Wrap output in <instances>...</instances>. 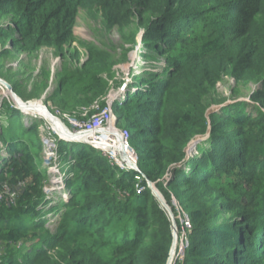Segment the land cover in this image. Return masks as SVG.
Returning <instances> with one entry per match:
<instances>
[{"label": "trees", "instance_id": "obj_1", "mask_svg": "<svg viewBox=\"0 0 264 264\" xmlns=\"http://www.w3.org/2000/svg\"><path fill=\"white\" fill-rule=\"evenodd\" d=\"M82 9L98 11L106 28H131L130 38L147 31L167 43L155 48L167 55L160 73L137 78L142 85L113 108L140 181L87 144L59 145L74 164L50 231L39 209L49 202L37 129L18 124L22 115L13 110L0 136L8 155L0 190L12 195L0 194V264H167L171 227L148 183L186 214L188 244L176 264H264V0H0V22L13 24L0 30V42L25 53L51 48L76 66L59 74L50 100L62 116L85 123L105 107L109 84L100 75L112 63L93 46L84 62L65 49ZM225 78L255 87L247 107L212 102ZM12 88L21 96L16 82ZM200 137L207 138L190 159Z\"/></svg>", "mask_w": 264, "mask_h": 264}, {"label": "rangeland", "instance_id": "obj_2", "mask_svg": "<svg viewBox=\"0 0 264 264\" xmlns=\"http://www.w3.org/2000/svg\"><path fill=\"white\" fill-rule=\"evenodd\" d=\"M12 25L11 20L1 21L0 30L10 28ZM132 32L134 31L131 28L125 30L123 33H120L118 28H106L102 23L100 14L95 9H82L78 13L71 39L65 47L69 51L68 54L77 51L81 62H84L87 55L85 48L93 46L104 52L112 63L109 75L106 73L100 75L109 84V90L104 98L105 107L101 112L96 114L97 116L101 115L104 109H106L107 103L113 102L115 98V101L117 99L120 100L118 98L120 93L124 92L126 97L135 92L137 89L134 85H142L137 78L153 73H160V68L167 59L166 54H161L155 49L161 44L167 46V43H162L160 36L152 40L150 38L152 34L144 31L130 38L131 34H133ZM16 36L17 34L12 35V40L15 41L17 39ZM75 67L69 59L64 61L51 48H40L35 52L25 53L14 47L11 40H6L4 43L0 42V136L6 134L13 110L22 115L21 118L18 117V124L30 128L34 123L33 126L37 129L36 141L41 149L40 166L47 169L48 177V183L44 190L47 195L46 201L49 204L44 203L39 209H43V219L47 221L46 227L52 232L55 231L59 220V210L52 211V208L58 206L62 198L65 200L68 196L65 181L71 177L69 167L71 164V166L74 164L68 156L67 149H70V144H83L77 138H80V131L84 129V124L89 121L83 123L73 118L62 116L50 100L51 95L57 89L59 74L64 68L73 69ZM163 76H160V78L163 79ZM2 82L10 85L15 98H17L20 104L27 106L28 110L24 109L21 112L19 109L21 106H16L13 94L9 90L7 91ZM15 82L21 96L17 95L12 88V83ZM216 90L217 92L212 96V102L230 104L244 101L247 107L251 103L250 95L255 91V87L251 89L238 87L233 81L225 78L217 85ZM234 98L236 101L232 100ZM115 101L113 108L117 105V101ZM98 107V103H95L90 109L97 110ZM217 110L218 107H213L209 112L212 113ZM248 110L253 115L257 114L252 105L248 106L246 111ZM42 115H45L47 119H43L44 116L42 117ZM113 129L124 131L118 125L117 117L112 109L110 113L102 114V126L91 134L92 137H95V140H90L91 143L87 146L104 157L110 166L115 167V162L107 156V151L102 152L99 149V140H96L103 136L102 134L100 135L101 132L105 134L114 133ZM25 137L28 138L29 136ZM203 138L206 137L197 138L191 143L188 149V154L189 156L191 155L190 159L199 156L195 149L196 145L205 140ZM59 145L66 146L67 149H62V153H59ZM6 147L7 144H4L0 139V162L1 159L8 156ZM112 153H114L113 150L108 152V155ZM0 194L12 197L4 186H2ZM158 194L164 199L159 191ZM161 206L170 223L173 239L175 237L174 248L172 252L170 251L171 255L169 254V257L171 258L170 261L176 264L188 244L186 240L187 232L184 231L188 228L185 226L187 217L174 197H171V205L165 202V205L161 204ZM215 206L213 208H216ZM233 216V214H224L221 216V219L223 221H230L234 219ZM177 222H180L182 225L180 228L177 226Z\"/></svg>", "mask_w": 264, "mask_h": 264}, {"label": "built area", "instance_id": "obj_3", "mask_svg": "<svg viewBox=\"0 0 264 264\" xmlns=\"http://www.w3.org/2000/svg\"><path fill=\"white\" fill-rule=\"evenodd\" d=\"M118 98H120V100L117 99L116 100L117 102L123 101L125 99V93L124 92L120 93ZM115 99L113 100L115 101ZM114 101L109 104L107 103L106 109H104L102 114H107L112 111ZM102 114L98 116L95 115L92 119H90L87 123L84 124L85 126L84 129L79 133L81 136L78 135L80 137L79 141L81 143L88 145L91 143L90 140L92 141L95 140V137H92L91 134H93V132H95L96 130H99L100 127L102 126ZM113 130L114 133L112 132L106 134L103 132L100 133V135L102 134L103 136L96 139L99 140V144H98L100 147L99 149L102 152L107 151V156H109L115 162L113 163L115 164V167L119 169V171L124 173H133L135 179L140 180V172L138 171L136 166L137 157L134 151L129 146L128 132L126 130L124 131H117L115 129ZM88 134L90 135L88 136ZM112 150L114 151V153L108 155V152ZM143 190L144 188H138V193H140ZM185 226L189 228L188 220ZM183 256L184 253L183 255L180 256L179 259H182ZM167 264H173L172 261L169 260V258Z\"/></svg>", "mask_w": 264, "mask_h": 264}, {"label": "water", "instance_id": "obj_4", "mask_svg": "<svg viewBox=\"0 0 264 264\" xmlns=\"http://www.w3.org/2000/svg\"><path fill=\"white\" fill-rule=\"evenodd\" d=\"M3 83V82H2ZM4 87L7 89V91L9 90L11 92V94H13V96L15 97L10 85H8L7 83H3ZM17 99V98H16ZM17 106V105H16ZM18 107V106H17ZM21 110V112H23L24 109L22 108H19ZM207 138V137H206ZM206 138H203V139H206ZM189 156V154H188ZM149 184V188L151 189V191L153 192L154 196L158 198L159 202L162 204V205H165V201L164 199H162L159 194H158V191L157 189L155 188V186L151 183H148ZM174 244H175V237L173 239V243H172V247H171V252L173 251V248H174ZM171 255V253H170ZM169 260H170V257H169Z\"/></svg>", "mask_w": 264, "mask_h": 264}, {"label": "bare ground", "instance_id": "obj_5", "mask_svg": "<svg viewBox=\"0 0 264 264\" xmlns=\"http://www.w3.org/2000/svg\"><path fill=\"white\" fill-rule=\"evenodd\" d=\"M13 100H14V102H15V104L16 105H18V106H21V108L22 109H25V110H28V108H27V106H23V104H20V102L15 98V97H13ZM44 116V117H43ZM42 117H43V119H47V117L45 116V115H42ZM58 133V132H57ZM59 134V133H58ZM60 135V134H59ZM87 135V134H86ZM90 134H88V136H89ZM69 136H71V135H69ZM76 136V135H75ZM71 137H73V136H71ZM79 139L80 138H77V140L79 141Z\"/></svg>", "mask_w": 264, "mask_h": 264}]
</instances>
